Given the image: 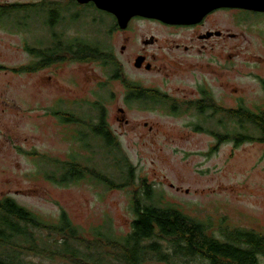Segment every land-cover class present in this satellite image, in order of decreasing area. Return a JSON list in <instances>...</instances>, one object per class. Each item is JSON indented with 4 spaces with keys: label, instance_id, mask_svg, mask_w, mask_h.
Instances as JSON below:
<instances>
[{
    "label": "rangeland",
    "instance_id": "374dc122",
    "mask_svg": "<svg viewBox=\"0 0 264 264\" xmlns=\"http://www.w3.org/2000/svg\"><path fill=\"white\" fill-rule=\"evenodd\" d=\"M90 12L101 20L91 15L87 18L90 21H76L72 25L85 30L93 46L112 48L119 54L124 41L121 34L111 36L107 32L115 25L111 16L94 9ZM5 14L0 13V198L12 196L47 218L56 219L65 210L74 223L84 228L87 236H91V229L108 222L117 233H127L135 218L134 196L143 195L146 183L159 194L161 205H177L194 217L212 218L215 223L226 217L227 225L264 231V143H236L226 139L218 143L212 134L197 132L193 126L201 124L222 132L218 124L209 127L222 114L214 118L204 116V120L193 112L173 115L165 105L151 101L127 102L121 80H112L103 89L104 100L100 103H95L91 92V102L73 104L77 123L69 125L61 116L57 120L53 110L62 109L63 105L55 102L54 86H57L49 77L61 85L65 84L63 78L51 68L34 73L18 70L30 57L21 50L24 35L17 32L24 30L22 26L26 24L13 19L20 20L26 12ZM31 14L28 28L33 30L29 44L38 47L49 41L51 29L42 14ZM134 27L136 36L149 32L163 36L167 30L152 23ZM239 52L233 75L223 67L172 68L167 71L169 75L167 72L158 75L132 68L129 53L119 54V58L131 78L147 85L173 86V90L178 89L175 91L178 96H192L209 77L213 79L215 94L221 97L222 84L229 82L240 90L233 100L237 105L240 98L246 97L251 83L245 51ZM208 59V55L202 54L197 61L206 64ZM66 72H73L81 83L75 87L78 94L83 93L84 87L93 90L100 81L105 84L112 68L92 62L84 68L75 64ZM231 101L221 104L227 107ZM104 110L105 127L116 136L119 148L110 146L109 140L98 131ZM237 132L240 131L237 129ZM121 155L134 165V177L127 185L108 186L92 176L58 181L64 164L78 162L85 169L123 184L127 177L122 173ZM52 171L57 181L48 177Z\"/></svg>",
    "mask_w": 264,
    "mask_h": 264
},
{
    "label": "flooded vegetation",
    "instance_id": "af4514ba",
    "mask_svg": "<svg viewBox=\"0 0 264 264\" xmlns=\"http://www.w3.org/2000/svg\"><path fill=\"white\" fill-rule=\"evenodd\" d=\"M209 4L210 1H204ZM213 5V4H212ZM94 9L104 15L111 16L115 25L107 32L113 36L115 33L122 35L124 43L121 46L120 55L131 54V67L139 72L163 74L172 68H225L233 75L238 62L239 50L245 51V65L249 72V89L245 98H240L237 105L234 104L237 93L240 90L233 87V84H222L223 95L218 97L215 94L213 79L206 77L198 86V91L192 96H178L173 86L145 84L140 79H133L126 71L124 62L117 54L118 50L112 48L93 47L91 36L85 30L72 25L73 22H87L89 16L101 20L90 11ZM21 10L26 12L24 17L14 18L15 22L24 30L17 31L24 35L21 50L30 57L29 61L22 63L20 69L25 72H39L47 68L54 70V73L63 78V85L58 80H52L55 94V102L62 104V109L53 110L55 118L65 117L67 124L77 123L79 119L75 116L73 104L88 103L92 100L96 104L104 100L103 89L112 81L122 82L125 99L127 102L151 101L165 105L173 114L182 112H193L197 117L214 118L218 114L223 116L212 126L221 127L223 131L214 128H205L196 124L194 130L197 132H208L212 134L218 143L226 140L238 142L259 141L264 143V11L259 9L223 6L207 10L199 19L189 23L167 22L158 18L135 15L127 27L122 28L116 15L101 9L94 1L80 2L78 0H0V13ZM30 12V13H27ZM32 12L43 15L46 24L50 27L49 41L43 42L38 47L30 46L29 34L33 30L28 23L31 21ZM152 23L167 29L163 36L157 32H149L143 35H133L134 26L137 24ZM238 28V29H237ZM132 30V31H130ZM29 44V45H28ZM154 49V50H150ZM202 54L208 55L206 64L198 62ZM197 61V62H196ZM98 62L103 68H112L110 77L91 90L84 87L83 93H76L75 74H68L66 69L77 64L80 68ZM167 75L168 72H167ZM234 80V79H233ZM168 84V83H165ZM174 88V87H173ZM92 92V93H91ZM112 96L114 94L112 92ZM231 99V104L223 106L221 103ZM54 102V103H55ZM123 112V109H120ZM104 115L99 118L100 124L105 122ZM205 116V117H204ZM243 117V123H237V118ZM228 120V122H227ZM227 123V124H226ZM60 124V123H59ZM226 124V125H225ZM241 124L240 128H238ZM64 127V124H60ZM193 125V124H192ZM227 128H225V126ZM237 125V126H236ZM153 130L152 128H150ZM237 129L238 132L237 133ZM238 134V135H237ZM243 135V137H242Z\"/></svg>",
    "mask_w": 264,
    "mask_h": 264
},
{
    "label": "trees",
    "instance_id": "16d2710c",
    "mask_svg": "<svg viewBox=\"0 0 264 264\" xmlns=\"http://www.w3.org/2000/svg\"><path fill=\"white\" fill-rule=\"evenodd\" d=\"M243 120L239 117L237 123ZM105 125L98 131L110 146L118 147L116 136ZM121 156L127 177L123 184L78 162L64 164L60 180L54 171L48 177L61 183L92 176L108 186H124L134 177V165ZM142 194L133 199L130 231L117 233L108 222L91 229V236L65 210L56 219L47 218L4 196L0 198V264H264V231L227 225L226 217L215 223L177 205H161L159 194L146 183Z\"/></svg>",
    "mask_w": 264,
    "mask_h": 264
},
{
    "label": "water",
    "instance_id": "95a60500",
    "mask_svg": "<svg viewBox=\"0 0 264 264\" xmlns=\"http://www.w3.org/2000/svg\"><path fill=\"white\" fill-rule=\"evenodd\" d=\"M94 1L101 9L116 15L119 25L127 27L129 20L135 15L158 18L167 22L189 23L199 19L212 7H241L264 11V0H78ZM213 4V5H212Z\"/></svg>",
    "mask_w": 264,
    "mask_h": 264
}]
</instances>
